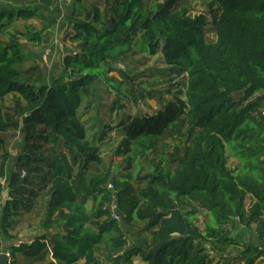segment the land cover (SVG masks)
I'll use <instances>...</instances> for the list:
<instances>
[{"label":"trees","instance_id":"trees-1","mask_svg":"<svg viewBox=\"0 0 264 264\" xmlns=\"http://www.w3.org/2000/svg\"><path fill=\"white\" fill-rule=\"evenodd\" d=\"M209 4L214 39L208 16H192L186 0H0V37L8 35L0 38L7 264H231L226 251L238 246L234 258L243 264L264 258L258 244L227 229L253 226L264 241V0ZM31 18L42 22L36 44L59 19L70 26L65 39L74 50L55 63L60 71L35 75V61L25 66L24 33L15 25ZM157 52L166 67L150 73L153 81L116 66ZM159 79L175 87L169 100L170 91L155 89ZM100 91H113L109 108L123 113L112 126L121 136L115 152L125 155L119 177L95 143L112 127L89 117L97 127L91 137L83 119L103 104ZM9 95L12 108L3 102ZM145 99L160 106L126 113V104ZM11 130L20 138L14 157L3 136ZM199 210L208 217L204 228ZM35 215L31 241L9 242L16 222Z\"/></svg>","mask_w":264,"mask_h":264},{"label":"rangeland","instance_id":"rangeland-1","mask_svg":"<svg viewBox=\"0 0 264 264\" xmlns=\"http://www.w3.org/2000/svg\"><path fill=\"white\" fill-rule=\"evenodd\" d=\"M158 2H162L163 0H157ZM186 5L190 10V14L192 16L198 14H205L208 16V25H207V37L208 39H214L215 34L213 32L212 25V14L211 12L216 9L215 6H210L209 0H186ZM46 15V13H45ZM63 20L59 19L57 21L56 26L53 28L46 29L43 32V35L46 36V41L36 44L31 40L32 34L34 31L40 30L42 28V22L38 18H31L28 21L18 20L16 22L15 27L24 33L23 36H20V42L25 44V51H27V59L25 62V66H29L35 61L38 64V71L35 75H42V73H47L49 69L55 67L56 71H60L58 63L60 58L70 51L73 52V46L65 39V33L69 29V25L64 23L62 27H59V23L61 24ZM2 39H7V36L0 37ZM134 59L138 62L134 64H130L128 61L120 62L116 66L119 68H134L138 69L140 72L139 79L140 81H145L146 83L149 81H153L154 78H150V73H156L157 69L164 68L166 65L162 62V58L160 52H157L155 55H150L147 53H138L134 54ZM110 75L119 76L117 71L111 72ZM181 78L176 77L175 81H179ZM162 79H159L157 82V86L155 89H162L164 91L168 90L170 93L165 94V99L169 100L172 97L171 93L174 92V86H166L161 84ZM144 85V84H143ZM145 87H149L147 84ZM115 96L114 92L105 93L100 91V97L103 100V104L99 105L97 108H90L88 112L83 115L84 120H88L89 117H97L100 119L102 125L114 126L117 121L122 117V111H117L116 109L110 110V103L112 98ZM4 104L10 108L14 106V96L9 95L4 99ZM160 105L158 104L156 99H145L144 101H139L138 103L129 102L126 104V113L134 116V115H142V114H151L155 111ZM88 135L92 137L95 131H97V127H92L93 120H88ZM106 137L103 141L95 140L96 145L99 147L100 155L107 165L110 168L111 174L115 177H119L121 173H125L124 170V157L125 155L117 154L115 152L118 144L120 143L121 136L117 131V128L112 127V129H108L106 131ZM4 139L6 141V149L7 151L14 157L17 153L16 143L19 141V135H17L14 131H8L3 134ZM232 164H235V161L231 159ZM5 179L0 178V183H4ZM109 184V183H108ZM108 186V185H107ZM113 189V188H112ZM7 198V192L4 191L2 195L3 201ZM247 204L250 201L247 199ZM91 205V202L89 203ZM208 217L204 211H200L198 213V224L201 228H204L205 223ZM37 221V217L35 216H26L21 218L16 222V225L13 230H11V234L14 236L9 242H23V241H31L34 235L37 233L33 230L34 223ZM227 227V226H226ZM126 230V228H124ZM229 231V236L231 238L237 239L238 241H247L252 244H258L256 239V235L253 231V226L251 228H246L242 226H236L232 228L231 226L227 227ZM129 232V231H128ZM127 232V233H128ZM129 242L132 240L130 235L128 236ZM209 247V246H207ZM242 246L238 247H229L226 251V256L230 259L231 264H243L239 259H235L234 257H239L241 253ZM235 259V260H234ZM234 260V261H233ZM134 264H142L137 259L133 260ZM79 264H82L80 262ZM255 264H264V258H259L256 260Z\"/></svg>","mask_w":264,"mask_h":264},{"label":"water","instance_id":"water-1","mask_svg":"<svg viewBox=\"0 0 264 264\" xmlns=\"http://www.w3.org/2000/svg\"><path fill=\"white\" fill-rule=\"evenodd\" d=\"M258 246L264 250V241H259ZM7 256L6 253H0V264H7Z\"/></svg>","mask_w":264,"mask_h":264},{"label":"built area","instance_id":"built-area-1","mask_svg":"<svg viewBox=\"0 0 264 264\" xmlns=\"http://www.w3.org/2000/svg\"><path fill=\"white\" fill-rule=\"evenodd\" d=\"M108 188H113V185L111 184V183H109L108 184ZM114 207H115V205L114 204H111L110 205V210H111V212H113V210H114ZM113 216H114V214H113ZM8 256H7V262H8V260H9V254L8 253H6Z\"/></svg>","mask_w":264,"mask_h":264},{"label":"clouds","instance_id":"clouds-1","mask_svg":"<svg viewBox=\"0 0 264 264\" xmlns=\"http://www.w3.org/2000/svg\"><path fill=\"white\" fill-rule=\"evenodd\" d=\"M1 253H4V252H1Z\"/></svg>","mask_w":264,"mask_h":264}]
</instances>
